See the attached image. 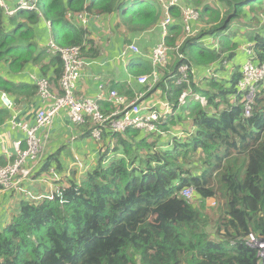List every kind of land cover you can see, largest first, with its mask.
I'll return each mask as SVG.
<instances>
[{
    "label": "trees",
    "instance_id": "obj_1",
    "mask_svg": "<svg viewBox=\"0 0 264 264\" xmlns=\"http://www.w3.org/2000/svg\"><path fill=\"white\" fill-rule=\"evenodd\" d=\"M206 1L181 0L199 9L206 28L180 46L181 12L171 8L178 22L169 27L166 41L178 49L170 53L167 67L157 70V85L139 88L136 80L133 86L109 87L129 100L145 92L143 103H159L164 134L106 130L102 141H95L97 163L82 182L73 176L51 196L22 201L17 216L0 227V264H264L259 250L247 244L251 234L264 240V81L254 83L250 117L245 115L247 92L238 88L246 61L242 45L252 44L255 63L264 65V25L241 32L252 28L249 23H262L257 17H264V0H215L218 7ZM158 3L41 0L42 17L19 12L10 19L0 6V127L12 118L1 102L3 94L15 106L37 99L38 87L26 72L38 68L50 85L60 87L61 54L36 42L42 22L51 24V41L57 46H82L84 55L90 47L87 55L99 57L103 46L89 40L74 21L82 15L115 14L112 33L130 44L128 36L159 28L164 18ZM234 24L245 40L238 39ZM155 42L144 43L143 54ZM183 65L188 66L186 83H180ZM127 68L136 79L154 70L142 56L130 57ZM20 74L25 78L16 79ZM185 92L190 94L181 105ZM196 96L206 98L207 106ZM174 128L181 133L174 134ZM103 148L108 149L101 152ZM110 153L114 157L106 161ZM56 166L62 173L61 163ZM185 189L193 190L198 203L181 195ZM209 201L216 205L207 208Z\"/></svg>",
    "mask_w": 264,
    "mask_h": 264
},
{
    "label": "built area",
    "instance_id": "obj_2",
    "mask_svg": "<svg viewBox=\"0 0 264 264\" xmlns=\"http://www.w3.org/2000/svg\"><path fill=\"white\" fill-rule=\"evenodd\" d=\"M156 1L159 2L160 8L163 11L164 19L159 25L163 42L157 44L149 55L150 63L154 68L153 73L151 75L139 76L136 79L137 83L141 86L151 83V88L160 81V74L157 68L167 65L169 57L171 60L170 53L172 54L174 50L178 49V47H167L165 44L169 26L175 23L171 18L172 15L170 12L171 8L174 7L172 5L175 0ZM40 3L41 0H17L15 4L8 2V0H0V6L4 10L7 19L13 18L19 12L37 13L42 17ZM181 12L187 34L185 39H187L193 34V23L199 20L200 11L197 8L189 7L182 8ZM79 21L86 25L88 23L87 15L80 16ZM48 24L51 26L49 22ZM183 42L184 39L181 44ZM49 47L53 53L59 52L61 54L64 63V73L61 78L60 87L54 89V86L50 85L47 78L38 77L34 74L29 76V81L38 87L37 100L40 99L43 106L37 111L35 123L32 125L17 120H11L8 123L14 129L20 130L25 139L24 142L13 143L14 155L8 156L9 164L0 167V191L21 192L25 190L23 184L35 174H32L34 166H29V163L37 162L42 150L44 153V143L39 133L43 131L48 137V132L52 128L54 121L62 112L66 113L76 127L81 126L80 128H85L89 124L91 136L98 143L102 141L106 130H111L117 134L124 133L130 129L140 130L149 134H164L159 127L164 115L156 109L158 104L148 105L143 103L141 100L144 97H142L141 93L136 96L135 100L130 101L128 97L120 95L117 91L109 90L104 84H98V96L94 99H86L85 97L79 96L76 93V87L85 74L87 67L90 65L86 59L87 57L83 55L82 46L61 48L51 41ZM241 52L246 57V61L242 69L243 78L238 88L242 92H247L248 102L245 105V115L246 117H250L255 94L254 83L264 81V65H257L255 63L252 44L242 45ZM131 54L140 55L136 44H130L127 50L122 53L121 59L126 60ZM180 58L183 57L180 56ZM179 72L182 75L180 83L189 82L188 66H181ZM189 94L185 92L181 96V105L185 104ZM196 100L200 101L203 107L207 106L206 98L196 96ZM1 102L9 111L14 110V102L5 94L1 96ZM100 102L109 104V114L102 111ZM165 109V115H167L170 112L168 104L165 105ZM2 127H0V135L2 133ZM180 133L181 131L177 134ZM181 195L189 200L194 195V192L192 189H185ZM247 244L252 248H257L259 250V256L264 260V240H259L251 234Z\"/></svg>",
    "mask_w": 264,
    "mask_h": 264
},
{
    "label": "crops",
    "instance_id": "obj_3",
    "mask_svg": "<svg viewBox=\"0 0 264 264\" xmlns=\"http://www.w3.org/2000/svg\"><path fill=\"white\" fill-rule=\"evenodd\" d=\"M8 2L15 4L17 0H8ZM117 22L118 18L115 14L95 18L88 17V23L86 25L82 24L79 20L78 23L74 21L76 27L87 31L89 40L94 41L96 45L101 44L104 48V51L99 57H91L90 55H87L86 59L90 65L87 67L85 74L82 76L76 87V93L79 96L85 97L86 99H94L98 96V84H104L110 89L109 87L115 83H127L130 86H133L134 83H136V78L128 71L127 66L130 57L137 55L131 54L126 60L121 59L122 53L125 52L127 47L134 41L130 44H126L123 36L112 33ZM50 27L51 26H49L48 22L44 21L36 29V42L42 47H49L52 38ZM156 29L161 35L160 29L157 27ZM150 37L151 36L149 35V37L135 38V41L137 42L136 45H139L140 47L144 43L145 45H149L153 42V38ZM127 39L131 40L129 36ZM156 43L157 41L155 44L153 43L152 47H150L149 53L143 54L142 52L137 57L142 56L145 61H150L149 55ZM86 53H89V49L86 50ZM40 73L41 72L38 68H34L26 72V75L29 77L34 74L38 77H44ZM21 78L25 77L21 74L16 77L18 80ZM55 88L56 87L54 86V89ZM42 106L40 99H36L31 103L24 102L23 104L16 105L14 110L11 111L12 118L6 124L11 120H17L32 125L35 123L37 111ZM109 108L110 106L108 108L103 107L102 111L105 112ZM6 124L2 127V133L0 135V159H3L5 165L10 162L8 156L14 155V150L12 148L13 143L24 142L25 139L20 130L14 129L11 124ZM83 129L86 128H78L74 126L66 113L62 112L54 121L52 128L49 130L50 133L48 132V137L43 131L39 133L44 143L43 156H45L47 161L51 162L50 158L54 157L56 161L61 164H66L67 162L69 164L74 162L82 164L78 178L80 175H84L89 168L92 169L96 165L98 160L97 157L99 155V149L96 147L95 140H91L90 134H87L90 130L89 127L87 128V132ZM56 165L57 164L52 163L51 168L54 172L59 174ZM29 166L35 167L36 164L30 162ZM43 170L44 168H38L35 174L31 176L32 180L37 177L36 181L39 182L38 185L34 182L26 184V190H22L21 192L0 191V227L5 226L17 216L20 203L29 198H27V194L37 196L40 199L41 197H46V193L53 188L52 183H46V181L51 178H49V176L46 177V173H44ZM53 171H51V173H53ZM64 176L65 178L67 177L66 179L71 178L69 174H64Z\"/></svg>",
    "mask_w": 264,
    "mask_h": 264
},
{
    "label": "rangeland",
    "instance_id": "obj_4",
    "mask_svg": "<svg viewBox=\"0 0 264 264\" xmlns=\"http://www.w3.org/2000/svg\"><path fill=\"white\" fill-rule=\"evenodd\" d=\"M206 3L209 5V6H213V7H218L219 6V4L218 3H216V1L215 0H207L206 1ZM172 6H174L175 8H179L180 9V12H181V9L182 8H189V7H187V6H184V5H182V3H181V0H175L174 1V4L172 5ZM262 9V8H261ZM199 10V9H198ZM222 10H224V8L222 7ZM171 18L175 21V22H178V20L176 19V17H174V16H171ZM258 20H260L262 23L260 24V25H256V24H254V23H249V24H251V26H252V28L251 29H242L241 30V32H244V33H247L248 31H250V30H252V29H256V28H258L259 26L261 27V25H264V17H263V15H259L258 17ZM248 19H251V14H249V17H248ZM181 20H182V27H183V33H185V35H183V33H182V35H181V37L177 40V42H176V46H180L181 45V42H182V40L185 38V36L187 35L186 34V32H185V28H184V21H183V15H182V12H181ZM206 28V25L204 24V23H202V21H201V19L199 18V20H197L195 23H193V34L191 35V36H195L196 34H198L200 31H202L203 29H205ZM240 26L238 25V24H234L233 25V29H234V31H236L237 33H239L240 34ZM196 30V31H195ZM173 34V32L172 33H170V35H172ZM149 35L151 36L150 38H153V41H157V43H156V45L157 44H159V43H161V42H163V38H162V36L160 35V33L157 31V29H155L154 31H151V32H147V33H145V34H141V35H137V36H129V38H131V40H132V42L134 43V44H136L137 42L135 41V38H144V37H149ZM243 33H241L239 36H238V39H243ZM142 40H145V39H142ZM243 40H245V39H243ZM165 44L167 45V41H165ZM155 45V46H156ZM137 47H138V49H139V52L140 53H142V48L139 46V45H136ZM167 47H169L168 45H167ZM241 59L243 60L244 59V56L243 55H241ZM171 62V60H170V57H169V62H168V64ZM167 64V65H168ZM167 65H165V66H163V67H159V68H157V70L158 71H160V70H163V69H165L166 67H167ZM197 75L199 76V73L197 72ZM200 76H203V75H201L200 74ZM146 86V85H145ZM145 86H140L139 88H141V87H145ZM150 89H152V88H150ZM141 95H142V97H145L146 96V93L145 92H142L141 93ZM140 95V96H141ZM139 96V97H140ZM130 101H132V99H130ZM81 126H78V128H80ZM84 131H88V129H83ZM173 132H174V134H177L178 132H179V129L178 128H174L173 129ZM98 143V142H97ZM100 148V147H99ZM107 149L108 148H103L102 150H101V152H106L107 151ZM50 161L52 162V163H55V164H57V161H56V159L54 158V157H52V158H50ZM51 162H49V161H47V159L45 158V156H43V150L41 151V153H40V155H39V160L37 161V162H35L34 164H36V166L32 169V174L33 173H35V171L38 169V168H44V171L46 172V173H50L49 174V178H51L50 180H47L46 181V183H52L53 184V188L52 189H50L46 194V196H50V195H52L56 190H57V188L60 186V185H62V184H64V183H66L65 182V180H66V178H65V176H64V174H69L70 175V177L72 178L73 176L75 177V179L77 180V182H82V180H83V175H80L79 176V178H78V174L80 173V170H81V168H82V164H80V163H77V162H74V163H72V164H69L68 162L65 164V163H63V164H61V166H62V168H63V172L62 173H60V174H57V173H55L54 171H53V169L51 168L52 167V163ZM50 169V170H49ZM47 170H49V171H47ZM51 171H53V173L51 174ZM86 174V173H85ZM84 174V175H85ZM36 179H37V177H35ZM36 179H34V180H32L34 183H36L37 185L39 184V182H37L36 181ZM44 182V181H43ZM45 183V182H44ZM29 184H30V182H29ZM29 197V198H28ZM27 198L30 200V201H34V202H36V201H39V200H41V199H43V197H41V199H39L38 200V197L37 196H34V195H29V194H27ZM189 201H193L192 203H198V201H197V199H196V197L193 195L190 199H189ZM206 204V207L207 208H209V207H213V206H215L216 204L214 203V202H212L211 203V201H209V202H206L205 203Z\"/></svg>",
    "mask_w": 264,
    "mask_h": 264
},
{
    "label": "clouds",
    "instance_id": "obj_5",
    "mask_svg": "<svg viewBox=\"0 0 264 264\" xmlns=\"http://www.w3.org/2000/svg\"><path fill=\"white\" fill-rule=\"evenodd\" d=\"M158 4H159V3H158ZM87 17H90V16L87 15ZM92 18H95V17H92ZM172 25H173V24H172ZM170 26H171V25H170ZM170 26H169V27H170ZM159 29H160V28H159ZM160 32H161V30H160ZM168 33H169V29H168ZM161 36H162V33H161ZM132 44H134V43H132ZM87 49H89V51H90V47H86V48H85V52H86ZM83 55H84V54H83ZM85 57H87V54L85 55ZM109 90H110V89H109ZM117 92H118V91H117ZM118 93H119V92H118ZM103 103H105V102H103ZM101 108H103V107H101ZM111 154H112V153L108 154V156H107L108 158L106 159V161H108V160H110L111 158L114 157L113 154H112V155H111ZM5 166H6V165H5ZM1 167H3V166H1ZM90 169H91V168H89V170H90ZM49 170H50V169H49ZM89 170H88V171H89ZM88 171H87V172H88ZM43 172L46 173L44 170H43ZM87 172H86V173H87ZM55 173H56V172H55ZM49 174H50V173H49ZM49 174L46 173V177L49 176ZM51 174H52V173H51ZM84 176H85V175H83V177H84ZM33 180H34V179H33ZM45 180H46V178H45ZM29 182H30V183L33 182L31 178H30L26 183L23 184L25 190H26V184H29ZM59 187H60V186H59ZM50 196H51V195H50ZM40 199H41V198H40ZM26 200L30 201L29 199H26ZM38 200H39V198H38ZM30 202H34V201H30Z\"/></svg>",
    "mask_w": 264,
    "mask_h": 264
}]
</instances>
